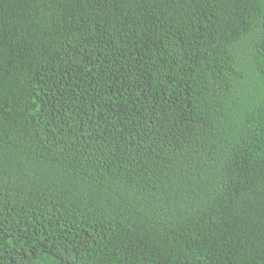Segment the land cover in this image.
Returning <instances> with one entry per match:
<instances>
[{
	"label": "trees",
	"instance_id": "1",
	"mask_svg": "<svg viewBox=\"0 0 264 264\" xmlns=\"http://www.w3.org/2000/svg\"><path fill=\"white\" fill-rule=\"evenodd\" d=\"M0 264H264V0H0Z\"/></svg>",
	"mask_w": 264,
	"mask_h": 264
}]
</instances>
